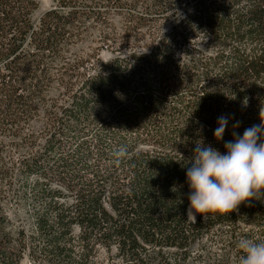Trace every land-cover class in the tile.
<instances>
[{"label":"trees","instance_id":"obj_1","mask_svg":"<svg viewBox=\"0 0 264 264\" xmlns=\"http://www.w3.org/2000/svg\"><path fill=\"white\" fill-rule=\"evenodd\" d=\"M37 9L0 0V264H239L264 197L193 222L184 164L264 121V0Z\"/></svg>","mask_w":264,"mask_h":264},{"label":"clouds","instance_id":"obj_2","mask_svg":"<svg viewBox=\"0 0 264 264\" xmlns=\"http://www.w3.org/2000/svg\"><path fill=\"white\" fill-rule=\"evenodd\" d=\"M229 117H217L213 136L223 138ZM234 124L233 127H237ZM221 153L199 140L186 165L188 207L186 216L195 222L196 214L228 213L241 202L264 197V121L246 128L224 143ZM239 264H264V241L243 235L236 242Z\"/></svg>","mask_w":264,"mask_h":264},{"label":"rangeland","instance_id":"obj_3","mask_svg":"<svg viewBox=\"0 0 264 264\" xmlns=\"http://www.w3.org/2000/svg\"><path fill=\"white\" fill-rule=\"evenodd\" d=\"M35 1L38 3V9L35 12V16L36 17L41 15L48 8H50V6L52 5V2H53V0H35ZM87 44H85V48H86ZM83 47H84V45H83ZM102 56L103 57H108L109 54L106 53V52H103ZM98 264H106L105 254H102V256L99 258Z\"/></svg>","mask_w":264,"mask_h":264}]
</instances>
